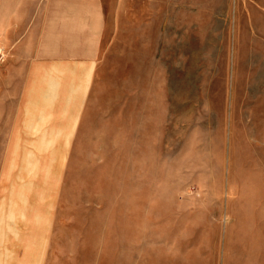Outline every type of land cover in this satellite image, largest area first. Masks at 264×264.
<instances>
[{"label": "rangeland", "instance_id": "rangeland-1", "mask_svg": "<svg viewBox=\"0 0 264 264\" xmlns=\"http://www.w3.org/2000/svg\"><path fill=\"white\" fill-rule=\"evenodd\" d=\"M130 5L144 58L115 31L80 134L6 143L0 116V264H264V0Z\"/></svg>", "mask_w": 264, "mask_h": 264}, {"label": "crops", "instance_id": "crops-1", "mask_svg": "<svg viewBox=\"0 0 264 264\" xmlns=\"http://www.w3.org/2000/svg\"><path fill=\"white\" fill-rule=\"evenodd\" d=\"M120 1L32 0L0 29L7 58L0 64L6 143L41 144L51 135L66 142L82 132L92 111L98 60L114 54L115 31L123 38L120 58H144V25L131 24V0Z\"/></svg>", "mask_w": 264, "mask_h": 264}, {"label": "built area", "instance_id": "built-area-1", "mask_svg": "<svg viewBox=\"0 0 264 264\" xmlns=\"http://www.w3.org/2000/svg\"><path fill=\"white\" fill-rule=\"evenodd\" d=\"M0 51H1V49H0ZM2 57V55L0 54V58Z\"/></svg>", "mask_w": 264, "mask_h": 264}]
</instances>
